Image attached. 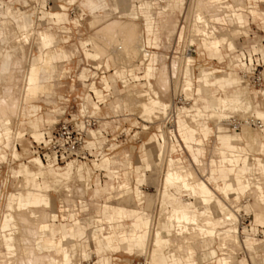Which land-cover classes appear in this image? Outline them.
Listing matches in <instances>:
<instances>
[{"label": "rangeland", "instance_id": "1", "mask_svg": "<svg viewBox=\"0 0 264 264\" xmlns=\"http://www.w3.org/2000/svg\"><path fill=\"white\" fill-rule=\"evenodd\" d=\"M2 1H7V0H2ZM36 1L37 0H26L27 3H25L24 0H12V5L8 4L7 6H9V8H11V7L19 8L22 11H25L26 14H29V17L31 19H35L37 22H40L41 24L38 27L35 26L36 24L33 25V29H35V30H42L45 27L51 26L52 27L51 30L55 36V39H57V40H55V45L57 47H61L62 49H65V50L69 49L70 51L72 50V52L74 51L73 52L74 55L72 57V60H70L71 58H69L66 61H62V63L64 64V67L67 71V72H64L62 74L57 73V70H59L58 66L61 62H58V63L55 62L54 71L56 72L55 74H57V76H55L56 78L51 77V79H49L45 83V89L46 90L49 89V90H47L44 93H40L41 94V95L39 94L40 96L39 95L36 96L37 99L34 97V98H32L31 102L29 100L28 103H30V104H24L23 105V108H24L23 112L24 113L22 111L21 112L19 111L16 115V113L14 111H16V108H15L16 102L15 101L17 98H15V97L16 96L19 97L18 95L22 94L21 90L25 86V81H24L25 76H26L25 74H26L27 70L29 69V67L31 66V64H33L35 61V56L37 55L36 50H39L35 45V38H33L34 35L32 34L33 35V36H31L32 40H31V38L29 39V41L31 43L30 42L25 43V46H24V47H26L25 48V51H26L25 52V56H26L25 59H26V61H23L20 58V53L18 52L17 56H19V57L16 56L15 57L16 59L14 58V60H13L12 66L10 65V69H11V67H12V69L10 70L9 73L12 72L14 74V72H15V74L13 75L11 73L9 75V77L11 76L9 78V80L11 82V78L15 77L14 80L17 79L18 82L15 81L14 83L13 82L10 83L8 81L7 83H4V84L1 83V85H0V89H1L0 90V96H1L0 101H2V99L6 98V95L10 94L9 95L10 97H9L7 102L11 103V101L13 100L12 102L14 103L12 106V107H14L13 108L14 110H12L13 112L11 111L12 114H11V112H9L10 113L9 114L10 115L9 128H10V130H12V132L9 134L10 137H9L8 145L5 146V143L0 144V154L4 155L3 158L0 159V264H53V260L49 259V262H48V255L50 257H55V258L58 257V258H56V260L58 262L60 260V262H59L60 264H67V263L68 264H101L99 262L100 256L97 255L95 252L96 251L95 250L96 243L94 240L91 239L92 234L94 232L100 231V229L94 227L93 225L87 226L86 231L80 240H79L78 236L76 235L75 241L78 242L79 244H77L74 247L75 252L73 253V257H72V259L74 261L73 260L70 261L67 257L66 248L68 247V243L64 242V245H63L60 240H55L54 241L55 248L57 247L56 250H60V253H57L53 246L43 247L44 243L49 244L48 241L43 242V244L37 243L35 245V247L37 249V251H36L33 247V242H31L33 238L28 239L26 241L24 240V239H26V237H25L24 229H22V227L20 226L19 219L21 218L22 213H25V211H26L25 209H24L25 211L22 209L18 210L19 213H20V211H22L21 216H20V214H19V216H17V214H18V212H16L17 209L14 210L12 214H14L16 216L13 215L14 216L13 219L15 217H17L18 219L15 218L14 221L10 220L7 223V226L3 228L4 215L6 213L10 212L8 210L9 200H11V198H16L18 196V194L21 192V190H24V189H22V188H24V186L30 185L28 183L27 179H24L25 177L23 175H17L16 174V171L18 168L17 166H19L20 163L25 162L31 169H36L35 166H33L31 163L27 162L30 158L38 156L37 154L39 152V149H37L38 141H35L34 138L31 136V132H32L31 126L37 130H41L44 126H46L50 122L57 121V119L65 117L67 115V113H76L78 111L77 109L79 108V110H80V108H81L80 103H83L82 102L83 96L85 94H88L87 84H89L91 81L95 82V85H96L98 90H102V86H104L105 82H107L109 85V88H111L109 94L111 92L113 93V94L111 93L112 95H109L108 98L104 101V102H106V103H104V106L99 105L100 109H98V110L94 109L93 113L98 117L99 116H105V113L108 111L107 105H109L108 107L110 108L111 112L113 114H115V116L117 114L121 115L118 117V120L116 121L117 124H115V126H112V128L116 127V125H117L118 126L117 130L122 131L123 136L119 137L115 141H110L112 143L114 142L117 144V145H115L117 152L112 154V158L100 159L98 161H90V162H84V161H78V160H75V161H77V163H79V169L81 170L80 173L82 175V178L86 175V172H85L86 168L84 169L83 167L85 166V167H88L89 169H91V172H90V170H87V171H89L88 174L90 176V178H89V176L87 174L88 179H89V183H90V185L92 183L93 187H98V188H101L104 185H107L108 187L110 185H115V184L118 185L121 182V178H119L116 175L120 174V166L123 164L124 161H128V163L131 161L132 172H130L131 173V179H130L131 182L129 183V190L123 191V192L117 194V191H116L117 188H115V187H117V185H115L112 189L110 196L113 197L114 199H117V198L122 197V196L123 197L119 201H112V204H118V205L126 206L128 208H138V209H142V210L146 211L147 212L146 215L149 217L148 225L145 226L143 221H138V222H135L136 224L133 223V226L131 228L125 227L123 229L124 235L122 237H118L115 234V239L119 242H124L128 246V249L130 251H131V248L137 247L134 245V242L136 245H140L138 247L140 249H136L132 252H130L129 250H126V252H125L123 249L120 251H110V252H107V255H110V260H109L110 264H132V259H134V260L140 259L146 253V258H147V261L149 263L150 255L152 252L151 248L153 247L152 246V236H151L152 231H154L155 225L159 221V220L157 221L158 217H159V219L161 217V215H159L161 212L159 210L161 208L160 200L157 197H159V192L161 189L163 177L161 174V167H160L159 163L157 162L158 161L157 155L162 154L163 149L165 148L163 145H165V146L168 145L167 146L168 148L166 147L168 149V150L166 149V152H168L170 150H173V152H174L175 149L172 146L173 140L165 141L164 131L162 128H160L162 126L160 121H161V117L163 116V114H159V115L157 114L156 117L151 116L150 117L151 119L150 118H142L139 115V110H141V106L138 102L133 101V100L137 99V98L140 101L145 100L146 96H141V97L139 96L138 97L136 95L137 94L136 92H139L140 90H141V92H142V90H147V86H146L145 81L130 82L129 85H127L126 87H123V85L121 84V82L118 80V78L116 76L117 71L124 70L123 75H125L127 77L128 75H126V74L128 73L129 68L126 67V64L128 66H130L129 63L132 64L131 66H134V68L132 67L133 72L140 74L146 70V68L148 67L149 61L144 62L143 60H140V58L138 56L131 58L129 60V62H127L129 57L125 61L122 59L120 60L118 58L113 61V59L109 57L110 55L108 56L107 53L105 52V49H104L105 47L104 48L101 47L103 45V43H105V42H103L104 40L102 41V39L100 37L101 33L99 36V32H95V31L99 25L101 26L102 20H103L102 21V25H103V24H105L107 19L109 20V18H111V16L113 17V15L114 16L116 15V16H119V17H122L123 19H125L127 22L126 25H131L132 27L135 28V30H137V32L141 31V34L144 36V39H145L146 34L151 33L152 20L153 21L155 20V14L157 13L158 10L153 12L150 17L146 16L144 13V14L138 15V18H135L134 16H132V14L134 13V10H131V11L127 10L126 9V3L125 4L118 3V1L114 0V2H113L114 6H118L119 11H115V9H111L108 13L102 14L103 11H102V9H100L98 11L100 14H102L100 17V21H99L100 23L96 21L97 22V24H96V22L95 21L93 22V19H91L92 17H91L90 11L86 10L87 5L85 4V0H38L37 3H40V6H41V8L39 10L36 9L39 6L36 3ZM136 1H138V0H131L130 2H132V4H134ZM165 1H168V0H165ZM241 1H240V3L243 2L242 4L243 5L245 4L244 6H250V5L254 4V0H244L242 2ZM79 2H80V6H82L83 11L81 10V8L79 6ZM152 2L158 3L157 0H153ZM234 2H236V0ZM238 2H239V0H238ZM67 3H69L71 5H69L67 7ZM234 4L243 6L242 4H239L237 2ZM256 4L259 6V8L264 10V2L262 0L257 1ZM61 5H64V7L62 8ZM192 5H193V0H189L188 2H187V0H181L179 8L176 9L174 12H172V11L170 12L171 14H173V17L178 20V23H179L178 26L181 28L180 38L178 39L179 41L181 40L182 32L184 35L183 38L186 39L185 41H187L188 34H191L188 31L191 27L190 25H191V15H192V7H193ZM66 7H67V9L65 10ZM139 10L142 11V9H139ZM184 11L186 13H184ZM15 13H18V11H16ZM163 13H164L163 15H165V16L167 15V17H168L167 12H163ZM244 13L248 14L247 12H244ZM207 14H208V16H210L209 20L211 22H213L214 17L226 16L225 12H219L218 14H210V15H209V13H207ZM33 15L39 16L40 20L37 17L34 18ZM165 16H163L162 18L164 19ZM180 16L183 18V21H182L183 23H181ZM157 17H158V14H157ZM1 20H2V18L0 17V21ZM231 23H234V22H231ZM91 24L93 27L91 26ZM155 25H156V23H155ZM241 26H242L241 24H238L237 26L233 25L232 27L225 26L226 29L225 30L222 29L224 34L227 35L228 38H227V41L225 42V44H223V46L220 45L222 48H220V46H218L217 48H211L210 53H209V51H207L209 53L208 54L209 56L208 55L207 56L210 58H213V60H211V59L205 57V55H203L204 49H203L201 42H198V43L194 42V39L196 41V38H198V37H194V38L189 37L190 38L189 44H188V42L183 43L182 48L188 49L189 52L194 57V62L192 64L193 66H191V70H190V76L194 81L197 80V78L199 76V71H201V70L208 71L213 67H216L215 68L216 70H217V68L223 69L222 65L225 66L227 64V61L225 59H223V56H222V54L224 53V51H223L224 49L233 50L235 48V45H236L237 48H244L246 50L247 57H248V48H251L253 51L258 50V51L262 52V50H263L262 44L264 42L261 44V40L264 39V22H261V20L257 21L255 19H253L252 16H249L247 24H245L244 27H241ZM12 27H13V25L11 26V28ZM141 27H142V29H141ZM168 27L171 28L172 24L170 23L168 25ZM238 27H241V28H238ZM11 28H9V29H11ZM10 32L12 35L8 39L7 43L4 44L5 47L17 45L19 39H21V35L19 34V31L15 27ZM91 35H92V37H90ZM192 35H194V34H192ZM93 36H94V38H93ZM173 37L174 36L172 35V40L174 39ZM96 38L97 39L99 38L98 40L101 39V42H99ZM92 39L97 40V41L95 40V44L97 42H99L96 44L97 47L94 45V42ZM232 39L234 40L235 43L233 42ZM15 40L16 41L18 40V41L16 42ZM162 40L164 41V39H162ZM10 43L11 44L13 43V44L11 45ZM100 43H102V45ZM98 44L100 46H98ZM92 45H93V47H92ZM170 45L171 44H169V45L167 44L168 47L164 48V46H162V44H161V48L158 50L163 51L164 53L169 55L171 52L170 50L173 49V47H170ZM180 45H181V43L177 44V48L175 50V53L176 52L184 53V51H182V48L180 51V49H179ZM31 46L33 47L32 49H30ZM103 46H105V45H103ZM94 47H95V50H94ZM223 47H224V49H223ZM97 48H98V50H97ZM218 49H220V50H218ZM152 50H157V48H153ZM99 51H101V52H99ZM204 51L206 52V50H204ZM207 52H206V54H207ZM176 55H178V54H174L173 57H177ZM193 57H191L189 59L190 63L192 62ZM151 58H152V55H151ZM219 58L220 59L222 58L220 60V62H222V63H218ZM136 59H139V60H136ZM231 59L232 58H230V60ZM168 60L170 61V57H168L166 59V61H165L166 66H164L165 68L163 67V70H162L165 73V75L164 76L161 75V79H162V76L164 77L163 81L165 83L166 89H163L164 91H162V86H160V84H157V83H156L157 85H154L153 88L156 89L157 91L159 90L160 95H162L164 93L163 99L170 103L171 96H172L173 101H178V99H179L178 97H180L183 94L181 91H179V88H176L172 93V89L174 87L173 84L176 82L177 79H180L181 76L177 73V71H175L174 74L172 72H170V69L168 66V63H169ZM16 62H20L21 64L19 63L18 65H15ZM133 64H135V65H133ZM14 65L17 67H15ZM92 65L94 67L101 66L103 70H106L105 71L106 72L105 73L106 78L105 79H100V78L95 79L94 77H92V78H89L87 81H85V80L83 81V78H85L84 75L81 73V72H83V68H85L84 74L86 76H88V75L92 74L93 72H95V70H94L95 68H94V69H91V72L87 73V68H91ZM116 66H117V68H116ZM115 69L116 70L118 69V70L116 71ZM164 69H165V71H164ZM113 71H115V74H113ZM163 72H162V74H163ZM188 73H189V68L186 72H183V73L181 72L182 76H185L187 78L189 77ZM154 75H155V73L153 71L151 73V77H153ZM213 76H222V77H229L230 76V77L239 78V75L237 73V69H233L232 67H230L229 69H226L223 72H218L215 75H211V77H213ZM177 81H179V80H177ZM217 81L222 82L224 84V88L229 95H232V91H234L236 88H240L241 92H243V94H241V95L243 96L242 99L244 101H243V103H241L242 105L241 104L239 105V107L241 106L242 108L241 107L237 108L236 106H234V108H228V110L225 108L222 111V114L224 116L228 117L229 115H232L234 117L241 118V117H244L245 115H248L251 113L254 114L255 108L257 110L262 109L260 107H263V105H264L263 104L264 103L263 102L264 101V99H263L264 88L263 89H256V88H251L249 86L247 87V85L245 83H243L242 81H240L239 84H236V85L234 84V85L227 88L228 81L226 80V78L220 79ZM185 82H187V81L185 80ZM22 83L24 84V86H22L23 85ZM11 84L13 86H15L14 90H13V87ZM5 85H7V86H5ZM52 85H53V87H52ZM159 86H160L161 90L158 88ZM2 88H5V89H2ZM126 89H127V91H126ZM209 92H206L207 93L206 95L205 94L202 95L204 100H200V101L198 100L196 102V104L198 103L196 106H198L200 109L202 108V111L210 110L212 113L213 110L206 107V106H208L207 103L208 102H211V103L214 102L215 97L219 96L221 91L219 92V89L216 86H212V87H210ZM218 92H219V94H218ZM126 93L130 94V96L125 97L124 95ZM194 93L196 95L199 94L198 92L195 91V87H194ZM11 94L12 95L16 94V96H14V95L12 96ZM11 96L14 97L15 99H12L10 101V99L12 98ZM117 96H121V97H117ZM244 96L246 99L244 98ZM111 98H114V99H111ZM116 98H118V99L120 98L119 103H121V104L116 102V100L118 101V99H116ZM121 98H122V100H121ZM132 98H133V100H132ZM184 98H185V96H184ZM96 99H98V98L96 97ZM185 99H186L185 105H187L188 101H190L189 100L190 98L189 99L185 98ZM260 99L261 100L263 99L262 101H260L261 106L260 105H257L259 107L255 106L254 101L257 102ZM94 100L95 99L92 98L90 100V102L84 101V106L86 105L87 107L86 106L85 107L87 109L94 107V103H95ZM111 100H113V102L115 101L114 103H116V104L112 103ZM3 101H5V99ZM247 101H249V103H251L249 105V106H251L250 108H247L248 106L245 107V105H248V103H246ZM135 102L137 104H135ZM111 103H112V105H110ZM32 104L37 105L38 108H36V109L31 108L30 105H32ZM95 104H98V103H95ZM191 104H192V99H191L190 105ZM190 105H188V106H190ZM204 106L206 107V109H204L205 108ZM263 110H264V107H263ZM210 111L203 112L205 116L203 115V116L199 117L197 122H195L197 126H199V124L201 126L202 123L205 124V125H202V127H199V130H200V128L206 127V125L209 126V128L211 129L207 135L206 141H204V138L201 134H199V136L197 135V137L200 139V141H198L199 144L202 147L205 146L207 149L205 151V154L203 157V161H204L202 163L203 166L201 165L200 169L197 168V165L195 163L196 158L192 159V157L189 155V153L187 152L186 149H184V151L182 153L184 155L183 159L185 160V164H189L190 166L197 168V170H195V171H197L196 174H198V175L199 174H201V175L205 174L203 176L204 177L203 179L210 186H213L214 183L212 181L208 182L206 177L209 174V165H210L209 161H210V159H219L218 150L216 148L221 147V146H219L214 141V130H215V128L218 127V129H219L222 127L223 131H225V130L227 131L226 128H228V130H230V132H232L233 134L241 135V133H242V135H244V136L247 135V142H245V143H247L246 144L247 150L245 148L240 149L239 147H233V146L226 147L227 149L228 148L233 149V154L231 155V157H226L222 160V163H223L222 165H224V166L221 167L222 170H220L219 175L221 177V180H226V181H224V184H225V186L229 187L228 188L229 195L231 196L230 200H232V201H228L227 199H225L220 191H216V196H217L216 200H218L220 202V204H223L226 208L232 210L233 214L236 218L232 217V219H229L231 222L228 220H225L220 225H217V227H216L217 231L216 232H218V231L221 232L222 234H220V236L223 237V236H225V234H223V231L225 229H227L228 227H234L235 229L232 231L233 235H237V236H239L238 237L239 239L244 240V242H243L244 246H242L241 243H239L240 241L238 243H235L234 247H237L236 244H238V247L239 246L240 247L238 250L236 248V251L235 250L233 251L234 254L231 255V257H233V259L231 258L232 261L235 262L237 260L245 259L247 262H249V264H264V222H263V225L260 222H258L259 223L258 224L257 221H254L255 220V213L253 214V212H255V211L254 210L252 211V209H249V207H247V208L242 207V205L246 206L249 204L252 207H254L255 202H257V200L259 201L260 199H261L260 202L261 201L263 202L262 206H264V187H262L264 185V178L259 177V178H255V179L251 180V183H250L251 186H254L255 184L260 185V188L258 190L252 191L253 193L256 191L254 193V196H252L253 193L251 194L250 191H247L248 194H247V192L245 193V190H244V188L242 186V182H241V178L244 175L254 177L255 175L258 176L259 173L261 174L262 171L264 172V161H263V159H264V142L262 139V134H264V131H261L262 133L260 132L261 135L257 139L256 147H254L253 144H251V142L248 143V136L254 138V136H256L258 133V131L255 129L254 126L242 125L241 127L237 128V129H233V127L230 124H228L226 121L224 124L226 127H224L222 125V123L224 122L223 118H226V117L223 116L222 118H219L220 119L219 120L215 116H212V115L210 116L209 115ZM20 113H23L25 115H23V114L21 115ZM18 114H20V115L18 116ZM176 117H177L176 118V126H177L179 136L184 141L187 139L192 140V138L194 137L195 130L192 129L191 127H188L186 130H182L180 128V126H182L189 119L185 120L187 118L182 113L178 114ZM105 120H109V119H105ZM215 120H218V122H215ZM219 121H221V122L219 123ZM102 122H103V120L100 122V125ZM142 125H145V126H142ZM2 126L3 125L0 123V128ZM159 128L161 130V134H162L161 136L163 138L162 142L159 140L157 135H156V140H155V136L153 135L154 133H158ZM242 130H243V132H242ZM17 131H18V133L20 132L21 135H20V133L17 134ZM245 131L247 132V134ZM227 132H229V131H227ZM258 136L259 135H257V137ZM88 139H91V138L89 137V138H87V140ZM155 141H156V144H155ZM154 144H155V146H154ZM187 145L189 147V144H187ZM13 146H15L20 153V154H18V157L12 156ZM148 149L150 150V155L148 157L149 159L145 160V157H143V156L148 152ZM180 153L181 152L178 150L177 152L173 153V155L179 157ZM215 154H217V155H215ZM90 158H92V157H90ZM93 159L94 158H92L91 160H93ZM155 160H156V162H155ZM66 162H69V161H66ZM94 162L96 164H94ZM104 162H105V164H103ZM218 162H220V161L218 160ZM65 163L57 164L56 166L60 165L61 170H62V169H64ZM97 163H98V168L95 167V165H97ZM143 163H146L148 165L151 164V165L149 168H147L145 166H141ZM44 164H45V162H44ZM81 164H83V167ZM109 165H110V167H109ZM244 165H248V171L244 170ZM113 166H115V167H113ZM204 166H205V172L203 170L204 168H202ZM45 168H47V167L45 166ZM95 169L101 170V171H99V172L95 171V173H94ZM110 169H112L113 175L110 173ZM146 169H147V171H146ZM115 172H117V173H115ZM139 175L141 177H138ZM113 177L115 179H117V182H115V179ZM46 179L47 178L45 177V181L47 182L49 179H47V180ZM140 179L144 180V183L141 184V187L144 190V200H143L142 205H138L137 201L135 202V200H134L135 196L133 194V189H135L137 187V184L140 181ZM40 180L41 179H37V181H40ZM73 180H76V178H73ZM73 180L71 181V183L73 185L72 191L75 194L73 193L69 198L67 197L68 198L67 201L70 200L68 202V206L70 204L71 207L74 208V212H75L74 214L77 215L78 209H79V212H80L79 213V222L89 224L93 220L91 218L92 215L94 216L97 214L104 219H110L111 221H113L112 214L96 213L95 212L96 210H98L100 208V206L102 204H104V202L106 200L105 192L100 190L97 193H93L91 187L87 188V187H85V185H81L84 182L82 183V182H79L76 180L77 183L75 182V184H74ZM262 182H263V184H262ZM71 183H70V185H71ZM79 185H81L84 188V190H82L81 192H79V190H81L83 188L79 187ZM62 188H64V187H62ZM62 188L57 189V188L52 187V189L50 188V190L47 191L49 198H50V203L46 206V209H43L45 207L41 208L40 203L39 204L33 203V205H31V208L32 207H38L41 210V212L45 211L46 215L44 214L45 216L43 215L41 220L47 219L49 224L54 225L57 228L60 226V224L62 222L58 216L59 215V213H58L59 212L58 201L60 200V197L61 198L65 197V200H66V195L68 193L66 190H64L65 188L63 189L65 191V193H64ZM78 188H80V189H78ZM157 188H159V190ZM114 189H116V190H114ZM109 190L111 191V189H109ZM40 191H41L40 193H42V195L45 193L44 189H40ZM105 191L107 192L108 189L106 188ZM114 191H115V193H114ZM63 194L64 195L66 194V195L64 196ZM74 195H75L76 200L73 198ZM79 196H81V198L84 199V201H87V204H88V213L86 214V216H83V217H81V215H82L84 210L82 209L81 205H77L78 200H81V198ZM154 196H156V197H154ZM182 196L185 197V199L189 198L186 193H183ZM173 198L174 197L167 198L166 200L169 204H171V201L173 200ZM253 198L254 199L256 198L255 199L256 201ZM189 200L191 201V198H189ZM74 201H76V203ZM157 201H158V203H157ZM233 201H235V203L232 204ZM238 203L241 204V205H239V207H238ZM211 206H212L214 214H218V212L216 211L214 202H211ZM60 210H61V208H60ZM15 212L17 214H15ZM61 213H62V210H61ZM51 214H52V216H51ZM220 214H222V213H220ZM152 215H155V219L153 221L154 223L151 222L152 221L151 220ZM157 215H158V217H157ZM223 216L224 215H222V217ZM71 221L70 222L66 221L65 223L68 225H73L71 223ZM17 222H19V223H17ZM124 223H125V225H127L130 223V220H125ZM73 226H75V228L78 227V225H76V224ZM149 228H151V229H149ZM148 230L149 231L151 230V232H148ZM166 230L170 231L171 229H166ZM11 231H13V233L14 232L15 233L13 234ZM7 232H9V233H7ZM4 233H7V234H4ZM2 234H4V235H2ZM27 234H28V232H27ZM13 235L15 238L13 237ZM20 235H23V236H20ZM28 241H30V242H28ZM14 242H15V244H14ZM73 243H74V241H73ZM218 243H219L218 236L205 238V239H198V238L195 239L192 243L196 249V252H197L194 256V258H195L194 261H197L199 264H204V263L218 264L217 258L222 257L221 253H219V251H217L219 249L217 246ZM46 244H44V245H46ZM85 244H87V245H85ZM199 244H201V246H202L201 248H198ZM205 244H210V245H208V247H203ZM16 249H17V251H16ZM32 249H33V251H32ZM34 251H36V254ZM79 251H80V254L78 255ZM170 251H171V247L166 248V250L164 251L165 256L169 260V263H170V259H169V252ZM31 252H32V254L30 255ZM33 253L35 256L33 255ZM45 254L47 255L46 259L44 257ZM29 255L32 257L34 256V257L32 258ZM40 255L42 256V258H40ZM234 256H236V257H234ZM43 257H44V259H43ZM39 259H41V260H39ZM56 260H55V262H56V264H58ZM254 260H256V261H254ZM191 261H193V260L187 259V260H185V264H190ZM257 261L259 263H256Z\"/></svg>", "mask_w": 264, "mask_h": 264}, {"label": "bare ground", "instance_id": "2", "mask_svg": "<svg viewBox=\"0 0 264 264\" xmlns=\"http://www.w3.org/2000/svg\"><path fill=\"white\" fill-rule=\"evenodd\" d=\"M94 1H96V0H85V4L86 5L92 4V3H94ZM104 1H106V2H105V5L101 7V9L103 11L102 14L108 13L110 11V9L107 6L108 5L107 3H108V1H111V0H104ZM152 1L153 0H138L134 4L130 5L129 6L130 11L134 10V13L132 14V16H134L135 18H138V15H141V13L139 12V9H142L143 11L148 10L151 14L153 12H155L156 10H160L161 12L162 11L167 12L168 16H172L173 14H171L170 12L171 11L174 12L176 9L179 8L181 0H168V1L157 0L158 3H153ZM188 1L189 0H187V2ZM240 1L241 0H239V2H238V0H236V2L239 4H242L243 3L242 1H244V0L241 1L242 3H240ZM236 2H234V3H236ZM36 3H37V1H36ZM119 3H122V1L119 0ZM37 4L39 6L36 9L39 10L41 8V6H40V3H37ZM224 4H228V2L226 0H193L191 25H190L191 27L188 31L191 34H188L187 41H185L186 40L185 38H181L180 51H181V48H182V45L184 42H186V43L188 42V44H189V42H190L189 37H192V38L198 37V38H196V41L194 39V42H197V43L201 42L203 49L206 50V52L209 51V53L211 51V48H217L218 46H220V45L223 46V44H225L228 36L224 34L222 29H220L219 31H216V29L213 26V22H211L209 20L210 16H208V14H207V13H209V15H210V14H218L219 12H225V14H226L225 17L227 19H229L231 22H235L234 16L228 11V9L224 6ZM69 5H71V4L67 3V7ZM99 6H100L99 3H95L92 7L93 10L90 12L91 17H92L91 19H93V22L94 21L95 22L100 21V17L102 14H100L98 12L100 10ZM67 7L65 8V10L67 9ZM184 13H186V12L184 11ZM2 19L4 21L0 24V55H1L0 85H1V83L4 84V83H7L8 81L10 82L9 78L11 76L9 77V75L12 73V72L9 73L10 70L12 69V67L10 69V65L12 66L13 60L17 56L18 52L20 53V58L23 61H26V59H25L26 58V56H25V52H26L25 48L26 47H24V46H25V43L30 42L29 39L33 35H34L33 38H35L36 47H37L36 40H38L40 42V45H42L44 48L43 53H37V55L35 56V61L32 64L33 65V67H32L33 73H36V74L39 73L45 77H48L49 79H51V77L54 78L55 76H57V74H55L56 72L54 71L55 62H57V63L61 62L59 64V66L57 65L59 67V70H57V73L62 74L64 72H67L62 61H66L69 58H71L70 60H72V57L74 55V53H73L74 51L72 52V50L70 51L69 49L65 50V49H62L61 47H57L55 45V40H57V39H55V36L51 30V28H52L51 26L45 27L42 30H35V29H33V20L29 16L26 20L24 18L23 14L20 12H18V13L12 12L11 14L10 13H2ZM102 21H101V26L99 25L96 28L95 32H99V36L101 33L100 37H101L102 41L104 40L103 42H105V43H103V45H105V46H103L102 43H100L102 45L101 47H103V48L105 47L104 48L105 52L107 53L108 56L110 55L109 57L112 58L113 61L117 58L125 61L129 57V59L127 61V62H129V60L131 58L136 57V56H138L140 58V60H143L144 62L149 61L148 67L146 68V70L140 74L133 72L134 66H131L132 65L131 63H129L130 66H128L126 64V67L129 68L128 73L126 74V75H128L127 77L125 75H123L124 70L117 71L118 69L117 70L115 69L117 71L116 76H117L118 80L121 82V84L123 85V87H126L127 85H129L130 82L145 81L146 86H147V90H142V92L140 90L139 92H136L137 93L136 95L138 97L139 96L140 97L146 96L145 100L140 101V100H138V98L133 100V98H132L133 101L138 102L141 106V110H139L140 117H142V118H150L151 116L156 117L157 114L158 115L163 114V116H165V115H167V113L170 109L172 112V116H173V128L172 129H164L163 126H161L160 128H162L164 131L165 141H171L174 138L173 134L175 133V128H176V118H177L176 116L178 114L182 113L187 118L185 120L189 119L188 121H186L182 125V127L186 128V129L188 127H191L192 129H194L195 130V141H194L195 145L198 147H202L198 142V141H200V139L197 137V135L199 136V134H201L203 136V134L201 133V131L199 130V126H197L195 122H197L199 117L204 115L203 112H207L210 110L202 111V108L200 109L198 106H196L198 104V103L196 104V102L198 100L200 101V100H204V99H203L201 94L196 95L194 93V87L195 86L193 85L191 80L188 79L187 82H185V78H187V77L182 76V74H181V72L182 73L186 72L190 66V62H189L190 53H188V52L187 53H178V55H176L177 57H173L172 55L167 54L170 57V61L168 60L169 61L168 66H169L170 72H172L174 74V72L177 71V73L181 76L180 79H177L179 81L176 80V82L173 84L174 87L172 89V93L176 88H179V91L182 92V94L185 96V98H187V99L190 98L189 99L190 101H188L187 105L177 106V105H175L174 101L172 100V96H171L170 103H169L163 99L164 93L162 95H160L159 90L157 91L156 89L153 88L154 85L160 84V86H162V91H164L163 89H166L165 83L163 81V78H164L163 76L165 75V73L162 71L163 67L166 66L165 61L168 58L165 55V53L160 52L159 54H157V56H155V57L152 56V58H151V53L148 49L152 50L153 48H146V46H145L146 42H145L144 36L141 34V31L137 32V30H135V28L132 27L131 25H126L127 22L122 17L113 15V17L111 16V18H109V20L107 19V21L103 25H102ZM15 22L19 25V28H16L14 26ZM97 22H96V24H97ZM35 24H36V22H35ZM12 25H13V27L11 28ZM91 26H92V24H91ZM14 27L19 31V34L21 35V39H19V41L17 40L18 41L17 45L13 46L12 45L13 43L12 44L10 43L12 46L6 47V49L4 50V52L2 54L1 48L4 46V42L8 41V39L11 37L12 34L10 31ZM9 28H11V29H9ZM141 29H142V27H141ZM192 34H194V35H192ZM90 37H92V35ZM93 38H94V36H93ZM96 39H94V40L92 39L95 46L97 43L101 42V39L98 40L99 39L98 38L97 40L99 42H97L95 44ZM31 40H32V38H31ZM173 41L177 42V39H173ZM98 46H100V45L98 44ZM92 47H93V45H92ZM32 48L33 47L31 46L30 49H32ZM220 48H222V47L220 46ZM223 49H224V47H223ZM94 50H95V47H94ZM97 50H98V48H97ZM185 50L186 49L182 48V51H185ZM218 50H220V49H218ZM239 50H241V48H237V47L234 50L224 49L223 50L224 53L222 54V56H223V59H225L227 61V64L225 66L222 65L223 69L217 68V70L214 69L212 71H213V73L217 74L218 72H223L226 69H229L230 67H232L233 69H237V73L239 75L240 80L243 83H245L248 87L249 85L244 81L243 76L241 75V71L243 70L244 62L240 58L241 56H240V52H238ZM99 52H101V51H99ZM209 53L207 52V55ZM17 57H19V56H17ZM230 58H232V59L230 60ZM221 59L219 58L218 59L219 62L218 61L217 62L222 63V62H220ZM136 60H139V59H136ZM20 62H16L17 64L15 63V65H18ZM135 64H133V65H135ZM15 67H17V66H15ZM93 68H95L96 70H100L101 72L98 73L97 71H95L92 74L86 76L84 74L85 68H83V72H81L85 77V78H83V81L84 80L87 81L89 78H92V77H94L95 79L96 78H100V79L106 78V75H105L106 70H103L101 66H96V67L93 66ZM116 68H117V66H116ZM153 71H154L155 75L153 77H151V73ZM164 71H165V69H164ZM88 72H91V69L87 68V73ZM162 72H163V74H162ZM14 74H15V72H14ZM113 74H115V71H113ZM161 75H163L162 79H161ZM25 78H26V76H25ZM14 79H15V77L11 78L10 83H12V82L14 83L15 81H17V79L16 80H14ZM206 82H210V81L207 80ZM215 85L219 89V92L221 91V93L219 94V92H218L219 96L215 97L214 102H212V103L208 102L207 103L208 106H206V105L205 106L208 107L209 109L213 110L212 113L210 111L211 114L208 112L210 116L212 115V116H215L219 119V118H222L224 116L222 114L223 109L226 108L228 110V108H234V106H236L237 108H240L241 106L239 107V105L241 103H243L244 100L242 99L243 96L241 94H243V92H241L240 88H236L234 91H232V95H229L226 92V90L224 88V84L222 82L216 81ZM5 86H7V85H5ZM22 86H24V84ZM160 86L158 88L161 90ZM12 87L14 90L15 86L12 85ZM52 87H53V85H52ZM249 87H251V86H249ZM5 88H2V89H5ZM251 88H253V87H251ZM263 88H264V86L261 88H258V89H263ZM87 89L93 91L94 95L98 98L97 100H94V102L98 103V104L94 103V107H91L89 109V111H91L92 113H93L94 109H96V110L100 109L99 108L100 102H104L108 98L109 95L113 94L112 92H111L112 94L111 93L109 94L111 88H109V85L107 82H105L104 86H102L103 91L97 89L94 81H91L89 84H87ZM47 90H49V89H47ZM47 90L44 89L43 91H41L39 93H34L30 90H27L24 86L23 89L21 90L22 94L18 95L19 97L16 96L17 93L13 94L14 96H16L15 98H17L15 101L16 102V107H15L16 111H14L16 113V115L19 111L23 112V110H24L23 105L24 104H30V103H28L29 100L31 102L32 98H34V97L37 99L36 96H38L40 93L46 92ZM104 91H107V92H104ZM126 91H127V89H126ZM263 93H264V91H263ZM9 95H6V98H4L5 101H3L4 99H2V101H0V123L3 125L0 128V144L5 143V146L8 145L9 137H10L9 134L12 132V130H10V128H9V123H10V115H9L10 113L9 112L14 110L13 109L14 107H12L14 104L12 102L13 101L12 99H15L14 97H12L13 95L11 94L12 98L10 99V101L11 100L12 101H11V103L7 102L9 97H10ZM124 96L127 97V96H130V94L126 93ZM117 97H121V96H117ZM92 98H94V97L91 96L89 93L85 94L83 96V101H82L83 103H80L81 104V108H80L81 111H84V109L87 107L86 105H85L86 107L84 106V101L90 102V100ZM244 98H245V96H244ZM111 99H114V98H111ZM116 99H118V98H116ZM119 99H118V101L116 100L117 103H119V101H120ZM191 99H192V104L190 105ZM263 99H264V97H263ZM121 100H122V98H121ZM262 100L260 99L257 102L254 101L255 102L254 105L255 106L260 105V103H261L260 101H262ZM111 101H112V103L115 102V101L113 102V100H111ZM136 102H135V104H137ZM104 103H106V102H104ZM112 103L110 105H112ZM246 103H248V105H245V107L248 106L247 108H250L251 106H249V105L251 103H249V101H247ZM114 104H116V103H114ZM119 104H121V103H119ZM188 105H190V106H188ZM108 106L109 105H107V108L111 112V110ZM30 107L34 108V109L38 108L37 105H35V104L30 105ZM206 107L204 109H206ZM257 107H259V106H257ZM263 107H264V105H263ZM263 107H260V108H262V109L259 108L260 110H257L255 108L254 114L251 113V115H253L257 119H259L261 122L260 126H255V129L258 132L264 130V110H263ZM12 112H11V114H12ZM23 113H20V114L22 115ZM20 114H18V116ZM111 114H112V112H111ZM23 115H25V114H23ZM224 117H226V116H224ZM231 117H232V115H229L228 117L223 118L224 122L227 121V123L229 124V119ZM161 119H162V117H161ZM160 122L163 125V122L162 121H160ZM215 122H218V120H215ZM220 122L221 121H219V123ZM242 125H248V124L242 123L239 127H241ZM142 126H145V125H142ZM248 126H250V125H248ZM100 127H101V125H100ZM160 128L158 130V133H154V134L157 135L159 140L162 142L163 138L161 136L162 134H161ZM31 129H32L31 130L32 131L31 136L34 138L35 141L39 142L40 138H41V130H37L32 126H31ZM97 130H98V128L89 130V135H90L91 139L86 140L87 146H89V147L95 146L97 148H101L103 141L97 135ZM19 133L17 131V134H19ZM261 133H260V135H261ZM20 135H21V133H20ZM203 138H204V136H203ZM262 139L264 141V134H262ZM163 146L165 148L163 147L164 149H163L162 154L157 155V160H158L157 162L159 163V165L162 168L161 174L163 177L161 189L159 192V197H157L160 200L161 208L159 210L161 212L159 215H161V217L159 219V217L157 215V217H158L157 221L158 220L159 221L156 223L154 231H152L151 236H152V246L153 247L151 248L152 252L150 255L149 263L150 264H170L169 260L167 259V257L165 256V253H164L166 248H169V247H171V251L169 252V259H174V260L176 259V260L185 261L187 259H190L191 255L196 253V249H195L194 245L192 244L195 239H197V238L198 239H205V238H209V237L218 236L219 243L217 246L219 249L217 251H219V253H221V255H222V257L219 258L221 263L222 264H238V260L235 262L232 261L233 257H231V255L234 254L233 251L234 250L236 251V248L238 250L240 247V246L238 247V244H236L237 247H234L235 243H238L240 241L239 243H241L242 246H244V243H243V240L238 238L239 236L233 235L232 231L235 228L234 227H228L227 229H225L223 231V234H225V236H223V237L220 236V234H222L221 232H219V231L216 232L217 231L216 230L217 225H220L225 220L230 221L229 219H232V217L236 218L234 216L232 210L226 208L223 204H220V202L218 200H216V197H217L216 191H220L225 199H227L228 201H232V200H230L231 196L229 195V190H228L229 187L223 186L220 188L217 183H215L213 186H210L203 179L204 178L203 176L205 175L202 173L203 171L201 172L203 175L196 174L197 171H195V170H197V168L200 169L201 168L200 166L204 162L203 157H199L196 159L195 163L197 165V168H194V167L190 166L189 164H185V160L183 159V154H182L183 152L180 151L181 152L180 156L177 157V156L173 155V153H175L176 151L173 152V150H170V151L166 152L168 145L167 146L163 145ZM216 149L218 150L219 158H224V157H228V156L231 157V155L233 154V149H231V148L227 149L224 147H217ZM18 154H20L19 151L17 150V148L15 146H13L12 156L18 157ZM215 155H217V154H215ZM3 156L4 155L0 154V159L3 158ZM110 158H112V154H108V155L102 154V156L100 158L93 159L91 161H98L100 159H110ZM75 160L76 159H71V160H69V162H66L64 169L61 170L60 165L56 166L55 164H52L50 162H47L44 164V162L38 156H35L33 158H30L27 162H29L33 166H35L36 169H31L25 162H22L19 164V166H17L18 168L16 171V174L17 175H23L25 177L24 179H27L28 183H34V181L36 179H41L40 181H38V184H39V187L41 189L45 190V193L42 196V201L40 202V204H41L40 207L41 208L45 207L43 209H46V206L48 205V202L50 200L47 191H49L50 188L52 189V187L57 188V189H61L62 187H64L65 189L62 188V190L64 189L68 193H67V195L65 194L66 200H65V197L64 198L60 197V200L58 201V209H59V212H58L59 215L58 216H59V219L61 221H62V218L63 219L67 218L66 221H69V222L72 220L71 221L72 224L77 219V216L79 219V214L76 216V214H74L75 213L74 208L71 207L70 204L68 206V202L70 200L67 201V199L74 193L72 191L73 185H72L71 181L73 180V178H76L77 181L82 182V183L84 182L81 185H85V187H87V188L91 187V185L89 183V179H88L89 171H87V170H90V172H91V169H89L88 167H85V166L83 167V164H81L84 169L86 168L85 169L86 175L82 178V175L80 173L81 170L79 169V163H77V161H75ZM155 162H156V160H155ZM94 164H96V163L94 162ZM103 164H105V162ZM45 166L47 168H45ZM95 167L98 168V163H97V165H95ZM113 167H115V166H113ZM202 168H204L203 170L205 172V166ZM95 171L99 172L101 170L95 169L94 173H95ZM110 172H112V171H110ZM130 172H132L131 161L129 163H128V161H124L123 164L120 166V174L116 175L119 178H121V182L118 185L116 184L117 187H115V188H117V190L114 189L117 191V194H119L123 191L129 190V183L131 182V180H130L131 179V173ZM262 172H261V174L259 173L260 175L258 174V176L255 175L254 177H252V176L244 175L241 178L242 186L245 190V193L247 191H250L252 194L253 193L252 191L258 190L260 188L259 184H255L254 186H251L250 183H251V180H253L255 178H259V177L264 178V172L263 173ZM115 173H117V172H115ZM87 174H88V176H87ZM45 177L47 179H49L47 181L48 183L45 181ZM89 178H90V176H89ZM76 180H73L74 184H75V182L77 183ZM116 181H117V179H115V182ZM70 183H71V185H70ZM262 184H263V182H262ZM81 185H79V187H82ZM262 187H264V185ZM78 189H80V188H78ZM82 190H84V188L79 190V192H81ZM158 190H159V188H158ZM64 193H65V191H64ZM114 193H115V191H114ZM183 193H186L188 195V197L191 198V201L189 200V198L185 199V197L182 196ZM254 193L252 194V196H254ZM133 194H134L136 200L138 201L139 205H142L143 200H144V190L138 186L135 189H133ZM247 194H248V192H247ZM79 197L81 198V196H79ZM171 197H174V198L171 201V204H169L166 199L171 198ZM73 198L75 199V195ZM35 200H36L35 196L33 195V193L30 190L21 191L16 198H11V200H9V204H8V210L10 212L6 213L4 215L3 228L7 226V223L10 220L14 221V219L17 218V217H15L13 219V217L16 216V215L12 214L14 210L17 209L16 212H18V214L16 212H15V214H17V216H19V214H20V216H21L22 211H20V213H19L18 210H21V209L24 210L25 209L26 210V211L24 210L25 213H22L21 218L19 217L20 218L19 219L20 226L22 227V229H24V233H25V237H26V239H24V240L26 241L28 239L33 238L31 242H33V247L37 251L35 245L38 243V240L40 238V234L44 230L52 228V226H51V224H49L47 219L41 220L42 216L44 214L46 215L45 211L41 212V210L38 207H32L31 208V205H33V203H35ZM81 200H82V202L78 203V205H81L82 203L86 202L82 198H81ZM260 200L259 201L257 200V202H255L254 207H252L250 204L246 205V206L242 205V207L243 208L249 207V209H252V211L254 210L255 212H253V214L255 213V220L254 219L253 220L257 221V223L260 222L263 225V222H264V206H262L263 202L262 201L260 202ZM74 202L76 203V201H74ZM211 202H214L216 211L218 212L219 215L214 214L212 206H211ZM157 203H158V201H157ZM233 203H235V201H233L232 204ZM239 205H241V204L238 203V207H239ZM59 207L61 208L63 214L61 213V210ZM220 213H222V214H220ZM222 215H224V216L222 217ZM154 219H155V215H152L151 216V220H152L151 222L152 223H154L153 222ZM17 223H19V222H17ZM149 229H151V228H149ZM166 229H171V230L169 231ZM11 232L13 233V231H11ZM27 232H28V234H27ZM148 232H151V230L150 231L148 230ZM7 233H9V232H7ZM7 233H4V234H7ZM4 234H2V235H4ZM20 236H23V235H20ZM13 237H14V235H13ZM28 242H30V241H28ZM68 242L69 243H68V247L66 248V250H67L66 252H67L68 259L71 261V260H73L72 257H73V253L75 252L74 247L79 243L76 241H74V243H73V241L72 242L68 241ZM14 244H15V242H14ZM44 244H46V243H44ZM16 251H17V249H16ZM32 251H33V249H32ZM36 251H34L35 254H36ZM57 252H60V250H57ZM31 254H32V252L30 253V255ZM79 254H80V251L78 252V255ZM33 255H34V253H33ZM46 256L47 255L45 254V256H44L45 259H46ZM30 257H32V256H30ZM44 257H43V259H44ZM234 257H236V256H234ZM40 258H42L41 255H40ZM142 258L145 260V264H149L147 261V258H146V253ZM49 259L50 258L48 256V262H49ZM39 260H41V259H39ZM254 261H256V260H254ZM59 262H60V260H59ZM59 262L57 261L58 264H60ZM256 263H259V262L257 261ZM190 264H199V263L197 261L193 260V261H191ZM204 264H207V263H204Z\"/></svg>", "mask_w": 264, "mask_h": 264}, {"label": "crops", "instance_id": "3", "mask_svg": "<svg viewBox=\"0 0 264 264\" xmlns=\"http://www.w3.org/2000/svg\"><path fill=\"white\" fill-rule=\"evenodd\" d=\"M115 1H118V3H119V0H115ZM121 1L123 4L126 3V9L130 10L129 6L132 5V2H130L131 0H121ZM257 1H259V0H254V4H252L250 6L243 7L241 5H235L232 2V0H227L228 4H224V6L234 16L235 22L231 23V21L229 19H227L225 16L214 17L213 26L216 29V31H219L220 29L225 30L226 29L225 26L232 27L233 25L237 26L238 24H241L242 25L241 27H244L245 24H247L249 16H252L253 19H255L257 21L261 20V22H264V10L259 8V6L256 4ZM262 1L264 2V0H262ZM24 2L27 3L26 0H24ZM105 2L106 1H104V0H96V1H94V3L88 4L86 6V10L91 12L93 10L92 7L95 3H99V5H100L99 7L101 9V7L105 5ZM113 2H114V0L108 1V3H107L108 8L110 10L115 9V11H119V7L114 6ZM8 4L12 5V0H7V1L0 0V17L1 18H2V13H12V12L18 11V12H21L24 15V18L27 20L29 14H26L25 11H22L19 8H13V7L9 8V6H7ZM61 6H62V8L64 7V5H61ZM79 6H80V2H79ZM80 8L82 10V6H80ZM139 12L141 14L145 13V15L148 17H150L152 15L148 10H144V11L139 10ZM244 12H247L248 14H245ZM157 14H158V17H157ZM163 14L164 13L161 12L160 10L157 11V13L155 14V20L154 21L152 20L151 33L146 34V38H145V41L147 44L146 48H157V50L148 49L153 57L157 56V54H159L160 52H163V51L158 50L161 48V44H162V46H164V48L168 47L167 44L168 45L171 44L170 47H173L174 52H175V50L177 48V44L181 43V40L180 41L178 40L180 38V30H181V28L178 26L179 25L178 20L176 18H174L173 15L167 17V15L165 16ZM33 16H34V18L37 17L39 19V16H37V15H33ZM163 16H165L164 19L162 18ZM32 20H33V25L36 22V25H35L36 27H38L41 24L40 22H37L35 19H32ZM3 21L4 20L2 19L0 21V24ZM155 23H156V25H155ZM170 23L172 24L171 28L168 27V25ZM14 26L16 28H19V25L16 22H15ZM241 27H238V28H241ZM172 35L174 36L173 37L174 39H177V42L172 40ZM183 36L184 35L182 32L181 38H183ZM162 39H164V41ZM233 42H234V40H233ZM5 43H7V41L4 42V44ZM36 43H37V48L39 49V50H37V53H43V51H44L43 46L40 45V42L38 40H36ZM180 47H181V45H180ZM180 47H179V49H180ZM236 47L237 46L235 45L234 49H236ZM5 49H6V47L4 45L1 48L2 54H3ZM203 52H204L203 55H205V57L213 60V58H210L207 56V54L204 50H203ZM165 55L167 57H169L166 53H165ZM189 56H190L189 58L193 57L191 53ZM0 60H1V55H0ZM193 62H194V57H193V60L189 66V73H188L189 77L185 78V80L187 81L188 79H190L191 82L193 83V85L195 86V91L201 95H204V94L206 95L207 94L206 92H209L210 87L216 86L215 82L217 80L226 78V80L228 81L227 88L234 85V84L235 85L239 84V82L241 81L240 78L230 77V76L229 77H222V76L211 77V75H215V73H213L212 70H214L216 67H213L208 71H206V70L199 71V76H198L197 80L194 81L190 76V70H191V66H192ZM32 67H33V65L31 64V66L29 67V69L26 72L25 88L27 90L34 92V93H39L45 89V83L49 80V78L45 77L39 73L38 74L33 73ZM207 80H209L210 82H206ZM109 114H111V112L108 110L105 113V115H109ZM55 122L56 121H52L49 124H47L46 126L50 127L52 125V123H55ZM109 123H110L109 120H103V122L101 123V126H107V125H109ZM224 124H225V122H223L222 125L224 127H226ZM202 125H205V124L202 123L201 126L199 124V127H202ZM180 128L182 130H186V128H183L182 126H180ZM226 129L229 132H227L226 130L223 131L222 127L219 129H218V127L215 128V130H214V141L219 146L224 147V148L233 146V147H239L240 149L245 148L247 150V148H246L247 143H245V142H247V135L244 136V135H242V133H241V135L233 134L232 132H230V130H228V128H226ZM210 130L211 129L207 125L204 128H200V131L204 136V141H206L207 135L210 132ZM242 132H243V130H242ZM260 132L257 133V135H259L258 137H257V135L254 136V138L248 136V143L251 142V144H253V146L256 147L257 139L260 137ZM246 134H247V132H246ZM153 135L155 136V140H156V135L155 134H153ZM173 136H174V139H172L173 140L172 146L176 152L178 150L183 152L184 149H186L187 152L189 153V155L192 157V159L204 157L206 147L205 146L204 147H198L195 145V142H194L195 141V133H194V137L192 138V140L187 139L184 141L179 136L177 126H176L175 133L173 134ZM155 144H156V141H155ZM155 144H154V146H155ZM187 144H189V147ZM149 155H150V150L148 149V152L143 156V157H145V160L149 159L148 158ZM183 157H184V155H183ZM224 158H226V157H224ZM224 158L210 159V161H209V163H210L209 174L206 177L208 182L212 181L214 184L217 183L220 188L225 186L224 180H221V177L219 175L220 170H222L221 167L224 166V165H222L223 164L222 160ZM218 160L220 162H218ZM263 161H264V159H263ZM150 165L151 164L148 165L146 163H143L141 166H145V167L149 168ZM109 167H110V165H109ZM244 170L248 171V165H244ZM110 171H112V169H110ZM146 171H147V169H146ZM161 172H162V168H161ZM110 173H112V172H110ZM138 177H141V176L139 175ZM143 183H144V180L140 179V181L137 184V187L139 186L140 188H142L141 184H143ZM29 184L30 185H28V186L26 185L22 189L30 190L33 193V195L35 196V199H36L35 203L39 204L42 201L43 195H42V193H40L41 188L39 187L37 179L34 181V183H29ZM115 185H110L109 187L107 185H104L101 188H98V187H93V185L91 183V188H92L93 193H97L100 190H102L103 192H105V195H106V200H105L104 204H102L100 206V208L98 210H96L95 212L96 213L112 214L113 221H111L110 219H104L97 214L94 216L92 215L91 218L93 220L89 224L80 223L78 216H77L79 214V209H78V214L76 215L77 219L73 223V225H75V224L78 225L77 228H75V226H73V225L66 224L65 222H66L67 218L66 219L62 218V222L58 228L55 227L54 225H51L52 228L44 230L40 234V238L38 240V243L43 244V242L48 241L49 244L43 245V247L53 246L55 248V245H54L55 240H60L63 245H64V242L69 243L68 241H70V242L75 241L76 235L78 236V238L80 240L82 238L83 234L85 233L87 226L93 225L94 227L100 229V231L94 232L92 234L91 239L94 240L96 243V248H95L96 251L95 252L97 255L100 256L99 262L101 264H110L109 263L110 255H107V252L120 251L122 249L126 252V250H129L128 246L124 242H119L115 239V234L118 237H122L124 235L123 229L125 227L131 228L133 226V223L136 224L135 222H138V221H143L144 225L147 226L149 217L146 215L147 212L142 210V209L128 208L126 206H122V205H118V204H112V201H119L123 197L122 196V197H119L117 199H114L113 197L110 196L112 189ZM106 188L108 189L107 192L105 191ZM109 189H111V191ZM24 190H21V191H24ZM154 197H156V196H154ZM134 200H135V202L137 201L136 198ZM81 202H82V200H78V203H81ZM49 203H50V200H49L48 204ZM137 204L139 205L138 201H137ZM81 207L84 210L81 217L86 216V214L88 213L87 201L85 203H82ZM51 216H52V214H51ZM125 220H130V223L125 225V223H124ZM243 242H244V240H243ZM85 245H87V244H85ZM134 245L137 247L131 248V251L129 250L130 252H132L136 249H140V248H138L140 245H136L135 242H134ZM208 245H210V244H205L203 247H208ZM201 247H202L201 244H199L198 248H201ZM55 250H56V248H55ZM56 252H57V250H56ZM57 253H60V252H57ZM195 254L191 255L190 260L191 259L195 260V258H194ZM49 258H50V260H53V264H56L55 260L58 257L55 258V257L49 256ZM217 263L222 264L219 258L217 259ZM170 264H185V261L170 259ZM238 264H249V262H247L245 259H241V260H238Z\"/></svg>", "mask_w": 264, "mask_h": 264}, {"label": "built area", "instance_id": "4", "mask_svg": "<svg viewBox=\"0 0 264 264\" xmlns=\"http://www.w3.org/2000/svg\"><path fill=\"white\" fill-rule=\"evenodd\" d=\"M180 18L181 23H183V18L181 16ZM263 42L264 39L261 40V44ZM262 45V52L258 50L253 51L251 48H248V57L244 48H241V50L238 51L240 52V58L244 62L241 75L249 86L256 89L264 86V43ZM170 51V55L179 53H175L173 49ZM187 52L190 53L188 49L184 51V53ZM89 69L94 68L92 66ZM94 70L98 73L101 72L100 70ZM88 93L97 100L93 91L88 89ZM178 98V101H174L175 105L181 106L186 104V99L183 95ZM99 105L104 106V102H100ZM77 110L76 113H67L65 117L57 119L52 126H44L41 129V138L37 143V149H39L37 155L45 163L50 162L57 165L65 163L71 159L90 162L92 158L98 159L102 154L108 155L117 152L115 147L117 144L110 141H115L123 136L122 131L117 130V125L112 128V126L117 124L116 121L121 115L117 114L115 116V114H109L98 117L87 108H85L84 111L79 110V108ZM105 119H109V125L100 127V122ZM161 121L163 122L162 126L164 129L173 128V116L170 109L167 115L162 116ZM242 123L254 127L260 126L261 124L260 120L251 114L245 115L241 118L232 116L229 119V124L233 129L239 128ZM97 128V135L103 141L102 146L101 148L95 146L89 147L86 145V140L90 137L89 130ZM132 264H145V260L143 258L136 260L132 259Z\"/></svg>", "mask_w": 264, "mask_h": 264}]
</instances>
